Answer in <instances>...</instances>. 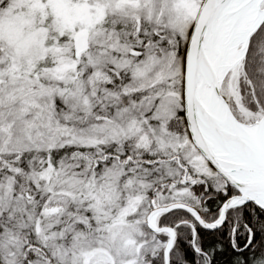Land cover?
Returning a JSON list of instances; mask_svg holds the SVG:
<instances>
[{
  "label": "snow or ice",
  "instance_id": "6c2138e0",
  "mask_svg": "<svg viewBox=\"0 0 264 264\" xmlns=\"http://www.w3.org/2000/svg\"><path fill=\"white\" fill-rule=\"evenodd\" d=\"M0 264H264V0H0Z\"/></svg>",
  "mask_w": 264,
  "mask_h": 264
}]
</instances>
